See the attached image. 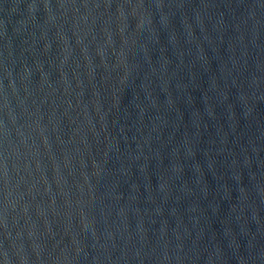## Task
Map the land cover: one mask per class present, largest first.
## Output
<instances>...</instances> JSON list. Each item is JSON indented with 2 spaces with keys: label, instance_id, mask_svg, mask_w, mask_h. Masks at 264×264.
<instances>
[{
  "label": "water",
  "instance_id": "obj_1",
  "mask_svg": "<svg viewBox=\"0 0 264 264\" xmlns=\"http://www.w3.org/2000/svg\"><path fill=\"white\" fill-rule=\"evenodd\" d=\"M67 0H0V211L25 148Z\"/></svg>",
  "mask_w": 264,
  "mask_h": 264
}]
</instances>
